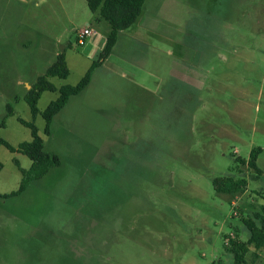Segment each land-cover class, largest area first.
<instances>
[{"label": "rangeland", "instance_id": "374dc122", "mask_svg": "<svg viewBox=\"0 0 264 264\" xmlns=\"http://www.w3.org/2000/svg\"><path fill=\"white\" fill-rule=\"evenodd\" d=\"M110 31L86 0H0V137L18 149L32 140L19 120L34 122L60 160L0 198V264H233L225 246L248 242L264 206V0H147L46 133L59 93L34 118L28 91L61 53L70 75L51 82L79 84ZM31 166L0 146V195ZM219 178L243 191L218 194Z\"/></svg>", "mask_w": 264, "mask_h": 264}, {"label": "trees", "instance_id": "16d2710c", "mask_svg": "<svg viewBox=\"0 0 264 264\" xmlns=\"http://www.w3.org/2000/svg\"><path fill=\"white\" fill-rule=\"evenodd\" d=\"M86 1L93 13H99L100 17L109 23L111 32L107 37L105 48L99 60L92 64L79 84L76 86H63L57 88V86L51 82L53 78L67 79L70 75L65 53H61L57 56L55 63L48 68L45 75L40 76L32 89L28 91L25 100L29 104L34 118L39 114L38 102L41 95L44 92L59 93L58 99L52 102L42 114L46 120V133H50V127L54 118L66 107L70 99L81 94L89 86L94 70L100 67L113 53L120 32L131 28L138 21L147 0ZM10 112L12 114L11 108ZM19 121L22 125L30 129L32 140L20 144L18 149H16L9 142L0 137V146L6 147L12 153L19 152L27 156L32 161V166L30 170L20 169L23 179L19 190L10 194L0 195V198L20 196L33 182L44 178L53 168L60 165V160L57 156L45 152L44 141L39 136L38 129L34 122H26L22 119ZM261 152L262 149L260 148L253 149L248 161V166L257 173L261 172L257 165V160ZM238 161L243 162L241 160ZM213 184L218 194L233 195L242 192L244 188L243 183L233 181L231 178L215 179ZM243 222L250 233L248 242L243 244L233 241L232 247L228 248L225 246L226 252L233 257V264H245V257L250 251V247H254L256 251H261L264 248V206H262V213H256L254 218H248Z\"/></svg>", "mask_w": 264, "mask_h": 264}, {"label": "built area", "instance_id": "2783aa9c", "mask_svg": "<svg viewBox=\"0 0 264 264\" xmlns=\"http://www.w3.org/2000/svg\"><path fill=\"white\" fill-rule=\"evenodd\" d=\"M91 35H92V30L90 28H87V29L81 31L78 34V44L83 45L85 43V40L87 38L91 37Z\"/></svg>", "mask_w": 264, "mask_h": 264}, {"label": "crops", "instance_id": "0c3cea01", "mask_svg": "<svg viewBox=\"0 0 264 264\" xmlns=\"http://www.w3.org/2000/svg\"><path fill=\"white\" fill-rule=\"evenodd\" d=\"M90 29H91V28H90ZM110 32H111V31H110ZM109 34H110V33H109ZM109 34H108V35H109ZM122 34H123V32H120V35H122ZM108 35H107V37H108ZM120 35H119V36H120ZM106 40H107V38H106ZM118 40H119V38H118ZM117 43H118V42H117ZM116 45H117V44H116ZM67 64H68V63H67Z\"/></svg>", "mask_w": 264, "mask_h": 264}]
</instances>
